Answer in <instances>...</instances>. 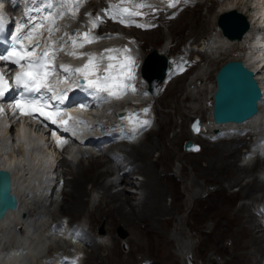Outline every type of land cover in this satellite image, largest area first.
I'll return each instance as SVG.
<instances>
[{
  "label": "rangeland",
  "instance_id": "1",
  "mask_svg": "<svg viewBox=\"0 0 264 264\" xmlns=\"http://www.w3.org/2000/svg\"><path fill=\"white\" fill-rule=\"evenodd\" d=\"M88 1L90 2V0ZM92 1L96 3V0ZM231 1L235 2L239 8H241L242 6L245 7L244 4L246 3L247 5L250 2V0ZM89 2L87 3V5L89 4ZM197 2L200 5L194 7V13H200L202 14V16L199 19V24L197 23L198 20H196L197 22H193L192 26L195 29L194 32L190 34L192 37L189 35L190 39L187 40L182 47L179 46L183 43H181L180 40L178 41V37L175 36L176 33L177 36L179 33L180 36L183 35L184 29H179L181 22L178 26L172 27L173 25L171 24L172 22L170 20H164L165 23H161L157 26L156 29H154V27H151L153 29V35H150V39L142 38L144 36H141L139 30L143 31L145 29L139 28L138 26L127 27V29L134 28L130 31L122 29V31H125V33L127 34L131 32V34L134 33L136 43H138L140 49V55L143 56V54L146 52L145 58L150 57L152 55V53H150L152 47H155L156 45H158V42H161L158 47L159 49H161L162 47V49L168 54L173 52L174 54L177 53L175 63L173 64L177 68L179 67L181 69L184 67V52L187 49H189L190 47L192 48V46H201L200 44H203V42L205 41L203 40L204 37H211L212 41L211 44L209 43V50L203 52L204 56L201 53H198V56L200 57L199 61L195 65L190 67L183 74V76L179 75L175 78V81L170 82V80L174 77L173 74H171L169 80L170 83L166 84L163 88V91L155 98V102L153 104V110L155 114L153 127L144 137H141L137 142L133 144L136 148L141 146L142 149L146 148L147 150L151 151L150 160H147V164L151 166L152 174L155 173L154 178H156L158 175L160 177L163 173L164 175L172 176L171 181H173L174 183H172L171 181H164L161 183V185L165 189L164 200L168 205L169 210V215L163 216V220L164 223L168 222V225L165 224L164 226L162 223L163 220L157 221L159 222V224L157 225L156 223L153 224L152 221L150 224V222L148 223L144 220V218H142L139 220L140 222H138L137 225L133 226L132 229L130 228V224H127L128 227L122 224V222L118 220V217L115 216V213H113L114 211H111V213L114 215V222L109 221L108 218L104 217V215L98 217L96 221L90 220V212L100 198L101 188L99 186L101 185L95 184L94 186L96 187H94L91 185L92 182L89 181V179L84 181V194L82 196L83 199L86 198V202L83 203V205H80V208H78L76 212L77 214H75L74 216L67 214V217H69V221L80 220L85 222L86 227L88 225L87 230H90V232H94L96 229H98L97 227L101 228L104 232L101 243L104 242L110 244L112 242V237H114L116 240L114 247L116 248L117 254L108 257L106 261L102 256L96 257L95 259L93 258V263L95 264H141V258L149 259L150 263L148 264H164L169 260V258L170 261L173 260V263L175 262L174 264H188V261L190 260L186 258L187 253L191 254V258L194 257V264H246L250 260L261 258V255L258 254L259 252L251 250L254 243L250 238L245 236L241 241L238 242L237 236L230 234L231 229H233V231H240V223H238L235 228H227L226 226L218 225L219 222L227 225L228 222H226L225 216L227 215V217H232L236 212L235 207L240 203H244L245 205L248 204L249 212H252V216L255 218L253 209L255 207V204H257V200L260 198L261 191L259 190V188L251 189L247 193L242 191L244 188V186H242L244 182L251 181L254 174H256V169L252 168L256 165V162L254 160L245 164L239 163L241 152L240 149L244 140H240L237 143L231 145H228V143H232L231 141H223L224 144L227 145L223 147H231L232 145H234V147H236V150L232 153L231 156L222 157V154L220 152L213 150L216 149V146L219 145V143L220 145H222L220 140L215 142H207L200 136H194L193 138L189 134L188 121L192 116L198 115L203 120H206L209 117V105L206 104V100L209 99L210 96L209 84H213L214 71L220 64V61H218L217 64H214L213 60L224 57L223 61H225L229 58L225 57L226 53L229 52V55L232 52L231 50L229 51L230 45L223 46L219 42V40L223 39L224 37L221 33H219V28L216 25V16L218 13H215L221 7L223 8L228 0H200L188 3L195 4ZM208 6L211 7V10L207 9ZM243 7L241 9H243ZM81 13L83 12L81 11ZM189 16L191 15H188L187 17ZM193 17L194 15L192 16V18ZM80 19L83 18L80 17ZM71 21L76 22L74 19H70L68 22ZM200 23L203 24L202 27H200ZM171 27L172 30H174L172 32H170ZM104 28L105 27L103 26V29ZM117 29V26L113 27V30ZM157 30L161 32V37L155 35ZM185 30L189 31V27H185ZM149 40L150 42H154V44L149 43ZM106 46L107 44H104L102 48L104 49L106 48ZM77 48L80 49V46L78 45ZM241 52L239 51V56L237 57V59H241ZM230 56L232 57V55ZM19 124L24 125L25 129L29 130L30 133L40 136V133L31 130V128L26 123L23 124V121H21ZM14 126L15 124L12 125V130L11 133L9 132V134L14 133ZM6 136L8 135L6 134ZM185 138H193L197 140V142L200 143V150L196 153H184L182 150V141ZM140 142H142L140 146H137ZM165 144L170 148L173 154L168 159L164 158L166 149ZM133 145H129L128 147H126L127 149L124 151L126 156H129L130 154L128 153V148ZM89 151L94 154V150ZM72 153L70 152L67 156L59 153L52 154L55 160H60L62 158H65L67 160L69 159V157H71L70 154ZM88 154H85L84 157L88 156ZM211 157H216L218 159L216 163L223 162V158H226L227 161H232L229 165L223 168L221 167L224 177L220 178L219 180H217L218 175H213L212 177L207 175L206 177H203L204 174H199L198 176L197 174L200 171L193 167L196 165L206 164V160ZM89 160L90 157H87V159L84 160L82 159L78 163H76L75 159L71 161L67 160L68 164L65 163L61 171L65 173L70 170H77L80 167H87V163ZM94 160L102 161H100L102 165L98 168H95V173H101L103 170H105V168L106 170L110 169V172L104 171L105 175L100 177L101 179L99 178V180H101V182H103L104 184L109 185V189H111L110 191L112 193L116 191L118 192L121 185L125 184L123 182L117 184L118 178L115 174V169L117 166L115 167L109 159L106 160L105 156H103V158L97 157ZM135 163H133L132 165L134 166ZM181 163L183 164V166H181ZM143 165L144 164L137 163L136 167L138 168ZM191 167L193 168L191 169ZM201 168L206 171L207 165ZM135 170L136 169H134V171ZM21 172L22 174L24 173L23 167L21 169ZM211 173H213V171H211ZM46 174L50 173L47 172ZM126 176L127 178H131L136 183L133 186H124L127 187V191L125 192L129 196L133 197L131 200L132 204H138L140 203L139 200L143 196L147 197V195H145L146 193L143 194V189L137 188L141 183L145 182V176L143 175V177L141 174L135 172L132 173L131 170ZM71 177L72 176L70 174L65 175L66 179H71ZM56 178L57 177L55 176V179ZM204 178H208V180L205 181ZM57 180H59L57 187L58 190H60L63 184L62 176ZM198 181H200V183H198ZM256 181L260 182L261 180L257 177ZM138 182L140 183L137 184ZM154 182L156 181L154 180ZM112 183L114 184V186H111ZM219 185L222 186L218 187ZM217 188H221V190L216 191ZM224 188L226 192H238L232 193L234 194V196L238 195L234 202H230L223 195ZM169 189H172L174 192L180 191V194H177L175 196L176 199H173L171 195L168 194V192L170 191ZM70 191V183L67 182L65 185V189L62 193L59 192L56 200H52L53 197H50L48 208L46 206L47 214H44L47 216V218L56 214H62V209L65 206L67 208L71 205L72 199L71 197H68V193ZM139 192H141V194H139ZM177 197L180 200L177 199ZM194 198H199V204L201 207V210L198 211L201 213L196 216L195 214H193L194 212L188 213V210H190L189 205ZM31 201L33 200L31 199ZM115 203L117 204L116 200L113 198L106 200L102 199L98 206H100V208L102 209L107 206L106 204H109V206H113ZM27 204L28 203H26V205ZM33 205H35V203ZM62 205L65 206L63 207ZM174 206L177 207L176 210L174 209ZM200 207H198V205L196 206V208ZM248 209L246 208V211ZM42 210L44 209L42 208ZM124 210H129L128 205L124 204ZM241 213L246 216L247 212H243L241 210ZM62 215H64V213ZM110 217L112 216L110 215ZM244 218L245 217H243V219ZM255 220L258 221L257 218H255ZM184 222H186V224ZM186 225L189 229L186 227ZM211 225L212 230L208 232V236H206V239H203L204 236H202L201 239L194 233L195 230L193 228H195L196 226H203V229L205 230L206 228L209 229ZM217 225L219 227L218 230L214 229V227H216ZM189 233L192 234V236H190ZM131 236L134 238L133 241L130 238ZM88 242L91 243L92 240H88ZM194 242L197 244V247L195 245V248L193 247ZM88 249L89 248H86V246L85 248H82L84 256L80 260L81 264L83 263V259L86 258ZM189 256L190 255H188V257ZM87 259L85 260V262L87 261ZM101 260L103 261L102 263Z\"/></svg>",
  "mask_w": 264,
  "mask_h": 264
},
{
  "label": "bare ground",
  "instance_id": "2",
  "mask_svg": "<svg viewBox=\"0 0 264 264\" xmlns=\"http://www.w3.org/2000/svg\"><path fill=\"white\" fill-rule=\"evenodd\" d=\"M131 1L136 4L137 0H131ZM145 1H152V0H145ZM259 1L260 0H257V2H259ZM88 2L89 1L87 0L86 4L82 5L80 7V12L82 11L83 13L84 12L90 13V10H91L90 14L92 15V9L95 5L94 4L95 2L90 0L89 4L87 5ZM120 3H124V2H122V0H120ZM190 3L181 2L178 6V9H177L173 19L170 20L172 22L171 24L173 25L172 27L178 26L179 23L181 22L179 29H181V30L184 29L183 35L180 36V33L178 34V36H177V33L175 35L176 37H178V41L180 40L181 43H186V41L190 39V36H191L190 34L193 33L194 29H195L192 26L193 22L198 20V22L197 21L196 22L199 24V19L202 16V14H200V13H194V9H195L194 7H197L200 4H198V2L195 4H190ZM210 6L207 7L208 10L209 9L211 10ZM244 6L245 7L242 6L243 9H241L242 7L239 8L235 2L228 0L226 5L223 8L221 7L215 13H219L220 11H223V10H226L229 8H235V9L240 10L242 13L245 14V16L247 17L249 26H248V29L244 32V34L239 39H237V38L228 39L222 35L224 38L220 39L219 42L223 46L230 45L229 51L231 50L232 52L229 55H228L229 52H227L225 57H229L228 59L237 58L239 56V51L240 52L242 51L241 52L242 53L241 60L248 67H251L250 63H252L253 60L255 58H257L258 48L254 47V50L250 51L249 49L244 48L243 44L245 42H247V40H248L247 38L250 36V34L252 33V31L254 29L253 19H255V15L252 16V14L254 12H257L258 8H256L254 6L252 8V10H254V11L250 12L249 7L246 5V3L244 4ZM179 11H181V12H179ZM186 13H188V14H186ZM188 15H191V16L187 17ZM193 15H194V17L192 18ZM181 18H183V19H181ZM74 24H75V22L71 21L70 25H74ZM202 25L203 24L200 23V27H202ZM103 26L105 27L104 29H103ZM115 26H116L115 22L113 20H111L109 17H106L104 20V23L101 25H98L95 31L97 33L107 31V30L112 31L113 27H115ZM153 27H154V29L157 28V26H153ZM172 27L170 28V32L174 31V30H172ZM185 27H189V31L185 30ZM122 29H126V28L119 27V29L114 30V32L119 33V31H122ZM131 29H134V28H129L126 30L130 31ZM135 30H137V29H135ZM139 31H140L141 36H144L142 38H145V39H150V35H153V29H147V30H143V31L139 30ZM131 33H129V34L134 36V33L133 34H131ZM124 34L127 35V33H124ZM22 35L28 39H30L32 37V36L28 37L27 32L22 33ZM155 35L160 36L162 34L159 30H157ZM220 38H222V37H220ZM205 39L207 40V38L204 37L203 40H205ZM260 41H261V39H256V42H260ZM80 43H83V42L77 41V46ZM149 43L154 44V42H150V40H149ZM160 43L161 42H158V45L155 46L156 49H159L158 47H159ZM105 44H107L106 48H104V49L100 48V50H102L100 52H98L99 48L96 47L97 50L95 51V50H93L91 44H88V43H84L83 47H80V49H78L77 46L75 48H73V47L72 48L74 49V52H76L78 55L80 53H95L96 57H97L96 63H98V64H109L110 62L115 64L116 60L109 61L106 58L100 59V53H102L105 49H108V48L123 50V49H125V47H122L121 45H125V46L129 45L127 37H124L122 35L120 38H113V36H111L109 39H107L105 41ZM159 50L162 51L163 55L168 54L167 52H165L162 49V47ZM117 52L112 53V55H114L118 60V59H120V56L117 55ZM105 55H108V54L106 53ZM202 55H203V52H202ZM212 55H215V54H212ZM230 55H232V57ZM83 56H86V58H82V56L79 55V58L76 60L75 57L71 55L70 57H68V59L75 60L76 61L75 63L78 64V66L80 67V66H83L88 60L87 55H83ZM223 56H224V53H223ZM125 57H129V56H127L123 53V59ZM223 59H224V57L213 60L214 64H217L218 61H220V63H221L223 61ZM184 73H182L180 75L183 76ZM177 76H179V75H177ZM177 76L172 78L170 80V82L175 81V78ZM260 76H261V74H260ZM54 78L55 79L53 80V82L55 83V87H56V89H59V87L63 84V83H58V81L61 78H57V74ZM67 78H69V77H67ZM261 78H262V80H259V84L262 87H264V79H263L264 75H262ZM170 82H168L167 84H169ZM128 84L131 86L132 82L128 81ZM212 88H213V84L211 83V85L209 84V91L210 92H211ZM128 96L133 97L134 95L129 92ZM135 96H136V98L140 97V95H135ZM209 98H211V97L209 96ZM123 104H125L124 101H110L109 103L106 104L105 108L101 104L96 106L94 110L99 112L100 116H94V115L90 114L88 110H81V112H82L84 117H87L89 119L93 118V119L98 120L99 123H102V122H104L105 118H107L108 116L109 117L113 116L112 109L109 112H106V110L108 108H111V107L117 108V107L122 106ZM142 106H144V105H140L139 109L137 108V110H136L137 113L142 114V112H143L142 108H141ZM257 106H258V111H257V115H258L260 113V111L262 110L263 105H261L258 102ZM208 108H210V105L208 106ZM71 111L72 112H75V111L78 112L79 110L75 107H72ZM130 115H132V114H130ZM130 115L126 117V123H129L128 118L130 117ZM257 115L255 117L253 116L252 118H249V119L244 120V121L239 122V123L227 122L225 124H228L231 126H241V125L250 126L252 123L254 124L253 120H254V118L257 117ZM206 120L202 119L201 131H203L205 127L209 128ZM136 121H137V119H133V122L129 123V124L131 125ZM208 122L210 125H216V124L212 123L209 119H208ZM13 124H15L14 133H15L16 139L19 141L20 145L18 146L17 151L15 153H12L11 157H6V156H4V158L0 157V165L3 162H5L7 165H9L10 163L13 165V168L10 171L11 177H12L11 190L17 196L18 207L15 210H9L5 214L4 218L0 220V264H28L30 261H33L34 259H35L34 262H36L40 259V255H45V250L47 248L46 244L48 242L53 241V239L57 237V235H55L54 232H52L50 235L47 234L46 223L48 222V218L44 214H47L46 206L48 208L50 199L48 198L46 193L44 194L43 191L42 192L38 191V188L40 185L39 181H41V178L47 172H49L50 174L54 173L57 177L56 180L61 178V176L63 179V184H62L61 189L58 190L57 186L54 189V191H53L54 196H53L52 200H56V197L59 194V192L60 193L63 192L67 182L70 183L71 191L68 193L69 194L68 197H71L72 202H71V205L67 208L65 205H64L65 207L62 205L64 207L62 209V214L64 213V215L69 214L71 216H74L75 214H77L76 212H77L78 208H80V205H83V203L86 202V198L83 199V196H82L84 194L83 183L85 180H88V179H89V181L92 182V184H91L92 186H94L95 184L101 185V186H99L101 188L100 189V192H101L100 198H99V201L94 205L92 211L90 212V220L96 221L98 217H101L102 215H104V217L108 218L109 221L114 222V215L111 213V211H114L113 213H115V216L118 217V220L120 222H122V224H124L126 226H127V224H130V228L133 229V226L137 225L138 222H140L139 220L142 218H144V220L147 221L148 223L150 222V224L152 221L153 224L156 223V225H157V224H159V222H157V221H159V220L162 221L163 216L169 215L168 205L165 203V200H164L165 189L161 185V183L164 181L170 182L172 180V176L171 175H164V173H163L160 177L158 175L156 178H154L155 173L152 174V171H151L152 168L149 164H147V160H150L151 151L147 150L146 148L142 149L140 146V144L142 142H140L139 145H137V146H140L137 148L132 143H130V145H133V146L128 148V153H130V154H129V156H126V155L124 156L127 163L133 164L136 162L135 165L133 166V168L131 169L132 173L135 172V173L141 174L142 176L143 175L145 176V182L141 183L137 188L143 189V194L146 193L145 195H147V197L143 196L139 200L140 203L132 204L131 200L133 197L126 194L125 191H127V187H124L126 185H132L133 186L136 183L131 178H127L126 175L128 174L129 171H124L119 176L118 170L121 168V166L116 167L115 174H116V177L118 178L117 184H120L121 182H123L125 185H121L119 191L118 192L116 191L113 193L110 191L111 189H109V185H106L103 182H101V180H99L100 177L105 175V172H110V169L106 170V168H105V170H103L101 173H97V172L95 173L94 172L95 168H98L99 166L102 165L101 160H94V159L97 157L103 158V156H105V159L108 160L109 154H108L107 150H104L101 153H98L99 150H94L93 153L95 155L89 151L88 156H85V157H84V155H85L84 150L74 152L70 155L73 158V160L75 159L76 163H78L82 159L84 160V159H87V157H90V160L87 163L88 165L86 164L87 167H80L77 170H70V171L63 173V171H61L63 165H65V163L68 164L67 160H69V161H71V160L70 159L66 160L65 158H62L60 160L59 159L56 160V164L54 165L52 170H50V171L45 170V173H44L43 169H45V168L42 164H39V162L42 160L43 163L45 164V167H51V163L55 160V158H53V154H52L53 152H51L50 149L46 148L45 150L47 153H44L42 151L39 143H38L37 138H36V137H39V139L41 140L42 135L40 134V136H37V134L30 133L29 130L25 129L24 125H17V123H15L14 119H10L9 123L7 125H6V123L4 125H0V128H1L0 129V151L3 150L4 152H6L5 151L6 148L7 149L12 148V145L10 143L7 144L6 134L9 137V132H11V130H12L11 127ZM23 124H24V122H23ZM217 125H219V124H217ZM82 126H83V123L75 122L72 125H70L68 128L78 130ZM149 130L147 132H145L141 137H144L149 132ZM38 133H40V132H38ZM189 134L191 135V132H189ZM196 135L197 134L191 135V136L194 138V136L196 137ZM54 138H55L56 143H57L58 139L60 141H63V139H61L58 135H55ZM219 140L221 141L222 145H220V143H219V145L216 146V149H213V150L220 152L222 154V157L231 156L232 153L236 150V147H234V145H232L231 147H223V146H227L224 144L223 141H231L232 143H228V145H231V144L237 143L240 140H244L241 147L247 143V140L245 139L244 136H240L237 138H229V139H219ZM22 143L25 144L26 146H28V148L23 146ZM112 146H116L117 149L120 150L121 153H123L127 149L126 147H128L129 145L123 141L116 142V143H108L107 149L111 148ZM165 148L166 149H165L164 158L168 159L173 154H172L170 148L166 144H165ZM183 152L184 153H191V152H187L184 150H183ZM92 155H94V156H92ZM159 155H160V153H159ZM207 156H208V154H207ZM28 157L29 158L30 157H36V158L41 157V159L37 158L35 163H33L32 161H28ZM223 159H224L223 162L216 163V161H218V159L216 157H211L208 160H206V164L196 165L193 167L200 171L197 174L198 176H199V174H204L203 177H206L207 175L211 176V177L213 175H218L217 180H219L220 178L224 177L223 170H221V167L223 168L232 162V161H227L226 158H223ZM255 161H256V164L259 162L258 159H255ZM137 163L144 164V165L137 168L136 167ZM38 164L40 166L39 169H41V170L36 171L35 166H37ZM206 165H207V170L205 171L201 167H205ZM181 166H183L182 163H181ZM22 167H23V171H24L23 174L21 172ZM193 167H191V169ZM252 168L254 169L255 167H252ZM134 169H136V170L134 171ZM211 171H213V173H215V174L211 173ZM69 174L72 176L71 179L70 178L66 179L65 175H69ZM163 176H164V179H163ZM204 179H205V181L208 180V178L207 179L204 178ZM131 180H132V182H131ZM142 180H143V178H142ZM154 180L156 182H154ZM256 180H257V174H254L251 181L244 182V184L242 185V186H244L242 191L247 193L251 189L259 188V190L261 192H260V198L257 201H264V197H263L264 196V180H261L260 182H257ZM57 181H59V180H57ZM171 182L174 183L173 181H171ZM139 183L140 182H138L137 184H139ZM198 183H200V181H198ZM112 184H111V186H114V184L113 185ZM220 186H222V185H219L218 187H220ZM94 187H96V186H94ZM169 190H170L169 191L170 193L168 192V194L171 195V197L173 199H176L175 196L177 194H180V191L174 192L172 189H169ZM220 190H221V188L216 189V191H220ZM232 193H238V192H233V191L226 192V190L224 188L223 195L230 202H234V200L238 196V195L234 196V194H232ZM87 194H88V192H87ZM87 194H86V196H87ZM139 194H141V192H139ZM111 198L115 199L117 204L115 203L113 206H111V205L109 206V204H106L107 206L105 208H102V209L100 208V206H98L102 199L106 200V199H111ZM31 199L34 202L31 201ZM177 199H179V198L177 197ZM254 199H256V198H254ZM47 201H48V203L45 204V202H47ZM181 201H182V199H181ZM199 201H200L199 198L193 199V201L189 205L190 210H188V213L194 212L193 214H195V216L199 215L201 213V212H198L199 210H201ZM26 203H28V204L26 205ZM34 203H35V205H33ZM124 204L128 205V207H129L128 211L124 210ZM171 205H172V203H171ZM197 205L200 208H196ZM30 206H32V207H30ZM108 206H109V208H108ZM42 208L44 210H42ZM235 208H236V212L234 213V215L232 217H227V215L225 216L226 222H228V224L224 225L221 222H219L218 225L219 226H221V225L226 226L227 228L228 227L235 228V226L238 225V223H240L241 224L239 226L240 231L239 230L233 231V229H231L230 234H233L234 236L236 235L238 242L241 241L243 239V237H245V236L250 238L251 241L254 243L251 250L259 252L258 254L261 255V258H264V230L260 226V221H256L255 218L252 216L253 215L252 212H249L248 204L245 205L244 203H240ZM246 208L248 209L247 211H246ZM22 209H24L26 212V215L24 218L22 216H20V214H19ZM174 209L176 210L177 207L174 206ZM241 210L243 212H247L246 216H244V214L241 213ZM62 214H60V215H62ZM110 215L112 217H110ZM263 215H264V213H263ZM243 217H245V218L243 219ZM75 218H77V217H75ZM70 222H73V221H70ZM17 223H20L19 227L16 226ZM162 223L164 226H165V224L168 225V222L164 223V220L162 221ZM184 223L186 224V222H184ZM218 225L216 226L217 228L214 227V229L218 230L219 229ZM186 227L188 228L187 225H186ZM97 228L99 230L101 229L99 227H97ZM136 229H137V227H136ZM193 229L195 230L194 233L199 238L202 239V236H204L203 239H206V236H208V232L210 230H212V225L210 226L209 229L206 228L205 230L203 229V226H196ZM99 230H97L98 234L103 235L104 232L99 231ZM226 232H228V231H226ZM61 235H64V234H61ZM189 235L192 236V234H190V233H189ZM130 238L133 241L134 238L132 236ZM115 242H116L115 238L112 237V242L110 244L91 242L88 245H86V248H89L88 249L89 256H88V251H87L86 258L83 259L82 264H95V263H93V258L95 259L96 257H99V256H102L105 259V261L108 257L114 256L115 254H117L116 248L114 247ZM75 245L76 244H74L73 246H75ZM195 245L197 247V244L194 242V245H193L194 248H195ZM164 253H166V252H164ZM186 255H187L186 258H188V260H190V261H188V264H194L195 263L194 257L191 258L190 253H187ZM188 255H190V256L188 257ZM87 256H88V259H87ZM58 257H60V255ZM58 257H55V258H58ZM86 259H87V261L85 262ZM141 260H144V258H141L140 261ZM256 260H257V262H256ZM223 261H224V259H223ZM102 262L103 261L101 260V263ZM174 263H173V260L170 261V258H169V260L167 262H165L164 264H174ZM246 264H264V262L262 259L258 258L255 260H250Z\"/></svg>",
  "mask_w": 264,
  "mask_h": 264
},
{
  "label": "snow or ice",
  "instance_id": "3",
  "mask_svg": "<svg viewBox=\"0 0 264 264\" xmlns=\"http://www.w3.org/2000/svg\"><path fill=\"white\" fill-rule=\"evenodd\" d=\"M123 2V0H122ZM78 4L76 7L78 8ZM169 7L174 6L172 3H169ZM46 7H52V5L49 3L46 5ZM138 8L142 7H152L151 5H144L139 4L136 5ZM124 13H128L129 15H135L139 13H130L128 9H123ZM75 13L73 12V15ZM60 16H63L64 13L61 12L59 14ZM105 15H109V12L106 11ZM112 19H116L115 16H110ZM45 19H49L48 17H45ZM101 21V18L99 16L92 19V26L96 27L98 22ZM121 23H124L125 21L123 19H120ZM55 23V17H52L50 26H49V33L51 34L53 31V28L51 25H54ZM5 24V19L3 15H0V31L3 30ZM41 24H36L35 27H42ZM139 27H144V25H138ZM23 28V25H18L17 28V34L16 36L12 37V43L10 45V48L5 49L3 52H0V61L10 62L11 64H14L18 66L21 70L16 72L15 76L12 79V83L9 84V81L5 78L4 72H0V100H3L6 98V93H8L12 88L15 89H22V91L19 94V97H13L14 103L10 104L9 107L13 109V112L15 113L16 110H19L21 114H27V115H33L32 111L25 112V106H35L36 110L43 109L45 107L49 106L48 99L45 98L44 95H39L38 97H30L26 94L29 93H54L56 92V89L50 85L47 81L51 74L56 71L55 66L51 63L52 59H55L54 56L50 58L49 56V50L45 49L38 55H33V52L35 49L33 48L32 51H29L26 46H24L22 43H20V29ZM34 35L33 31H28L27 36L31 37ZM65 35H68L65 33ZM82 37L83 43H80L79 46L83 47L84 43H92L95 40L99 39L98 37L92 36L90 31L84 32V33H75L72 37V47L75 48L77 46V38ZM54 43V42H53ZM17 44L20 45L19 48H17ZM38 46V45H37ZM61 50H63L61 48ZM120 51L118 49H112L108 48L105 49L102 53H100V59H108L109 61L116 60L117 62L115 64L109 63L104 69L102 74L97 75V72L100 71L98 63H95L97 57L95 53H80L79 55H87L88 60L87 62L79 68H71L69 65H61L60 70L64 73L69 74H76L79 77H82V80H75L72 81V86L75 87H86L90 90H93L95 93L100 92H107L109 97L117 98L119 99L123 94H125V89L128 87L125 84V80H132L134 78V74L132 71L134 61L131 57H125L124 60H117V58L112 55V53ZM123 52H128V49L125 48L122 50ZM108 55H105V54ZM68 55L77 56V53L75 52H69ZM23 62V63H22ZM95 78H90V77ZM67 80V77H62L58 83H63ZM71 91V87L67 89H63L57 94L51 96V100L58 101L60 104L64 103V100L67 97V93ZM132 91L134 92L135 89L133 88ZM81 107H84L81 105ZM53 112L50 115H44L45 120H50L51 123L56 124L57 120L54 118L57 115H60V110L58 107L53 106ZM145 114L148 112L147 108H144L142 110ZM3 112V109H0V113ZM43 114V113H42ZM134 115V114H133ZM69 119H72L71 116H69ZM129 123L133 122L132 117L130 116L128 118ZM83 122V121H78ZM60 124L66 125L67 121H60ZM149 120H143L139 121L140 127H146L150 126ZM194 131H199V127L197 124L193 125ZM55 135V133H53ZM63 141L57 140V144H61ZM194 150H198L194 149ZM75 264V262H73Z\"/></svg>",
  "mask_w": 264,
  "mask_h": 264
},
{
  "label": "water",
  "instance_id": "4",
  "mask_svg": "<svg viewBox=\"0 0 264 264\" xmlns=\"http://www.w3.org/2000/svg\"><path fill=\"white\" fill-rule=\"evenodd\" d=\"M216 24L221 33L229 39L240 38L248 28L246 16L235 8L220 11L216 16ZM150 53L152 55L143 61L142 73L148 80L153 79L154 86L158 87L168 71L169 58L159 54L154 48ZM213 79L210 107L213 122H240L257 111L260 87L252 70L240 59L231 58L223 61L216 68ZM194 124L199 127L197 116L189 122L192 132H197L193 130ZM182 147L185 150L197 149L198 144L185 139ZM11 182L10 172L0 168V220L6 212L17 208V198L11 190Z\"/></svg>",
  "mask_w": 264,
  "mask_h": 264
}]
</instances>
